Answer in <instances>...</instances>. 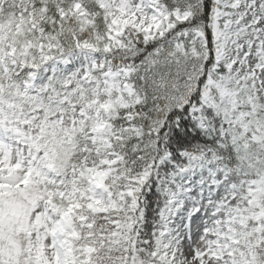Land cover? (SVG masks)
Returning a JSON list of instances; mask_svg holds the SVG:
<instances>
[{"label":"snow or ice","instance_id":"snow-or-ice-1","mask_svg":"<svg viewBox=\"0 0 264 264\" xmlns=\"http://www.w3.org/2000/svg\"><path fill=\"white\" fill-rule=\"evenodd\" d=\"M0 264H264V0H0Z\"/></svg>","mask_w":264,"mask_h":264}]
</instances>
